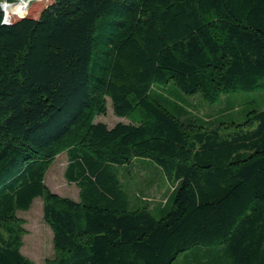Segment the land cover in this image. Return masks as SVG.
<instances>
[{
    "label": "trees",
    "instance_id": "1",
    "mask_svg": "<svg viewBox=\"0 0 264 264\" xmlns=\"http://www.w3.org/2000/svg\"><path fill=\"white\" fill-rule=\"evenodd\" d=\"M36 1L0 24V264H35L17 212L36 197L53 231L45 264H174L189 251L264 264V107L190 126L155 87L210 103L264 89V0ZM109 99L131 122L97 121ZM63 152L77 200L45 182ZM135 158L172 186L160 215L122 187L118 167Z\"/></svg>",
    "mask_w": 264,
    "mask_h": 264
},
{
    "label": "rangeland",
    "instance_id": "2",
    "mask_svg": "<svg viewBox=\"0 0 264 264\" xmlns=\"http://www.w3.org/2000/svg\"><path fill=\"white\" fill-rule=\"evenodd\" d=\"M14 1L17 2V0ZM34 2L37 1L31 0L28 8L31 7L36 12L40 5H32ZM155 87L159 94H165L169 100L184 105L188 113L183 116V120L190 126H200L201 123L210 122L216 124L218 121L224 127L241 124L250 110L264 107V89L226 94L218 102L210 103L199 94H185L173 83L166 86L156 84ZM107 106V112L99 115L96 118L97 121L104 122L109 127L119 121L131 122L129 118L119 117L114 113L110 99ZM67 162V154L63 152L50 164L45 182L52 191L77 200L79 186L65 177ZM117 171L122 187L129 196L138 200L141 205L146 204L156 215H160L159 212L163 206L167 205L172 190L161 167L151 159L135 158L131 164L119 166ZM168 206H172L171 201ZM17 216L21 220L24 231L22 253L35 264H45L46 260L55 256V249L53 231L44 219L43 199L36 197L31 207L28 210H19ZM212 261L213 258L208 255L199 257L189 251L181 254L174 264H211Z\"/></svg>",
    "mask_w": 264,
    "mask_h": 264
},
{
    "label": "clouds",
    "instance_id": "3",
    "mask_svg": "<svg viewBox=\"0 0 264 264\" xmlns=\"http://www.w3.org/2000/svg\"><path fill=\"white\" fill-rule=\"evenodd\" d=\"M28 0H17L13 3V0H0V10L3 15L0 16V24L13 23L12 16L19 15L23 17L27 14Z\"/></svg>",
    "mask_w": 264,
    "mask_h": 264
},
{
    "label": "bare ground",
    "instance_id": "4",
    "mask_svg": "<svg viewBox=\"0 0 264 264\" xmlns=\"http://www.w3.org/2000/svg\"><path fill=\"white\" fill-rule=\"evenodd\" d=\"M28 3H29V0H28ZM28 5V4H27ZM27 8H28V6H27Z\"/></svg>",
    "mask_w": 264,
    "mask_h": 264
}]
</instances>
